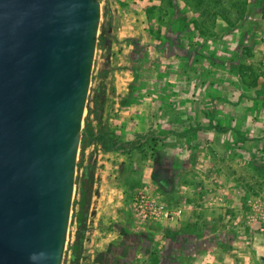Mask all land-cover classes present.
Returning a JSON list of instances; mask_svg holds the SVG:
<instances>
[{
  "label": "rangeland",
  "instance_id": "rangeland-1",
  "mask_svg": "<svg viewBox=\"0 0 264 264\" xmlns=\"http://www.w3.org/2000/svg\"><path fill=\"white\" fill-rule=\"evenodd\" d=\"M99 4L115 68L103 119L119 141L165 138L96 153L79 264H264V0Z\"/></svg>",
  "mask_w": 264,
  "mask_h": 264
},
{
  "label": "water",
  "instance_id": "water-1",
  "mask_svg": "<svg viewBox=\"0 0 264 264\" xmlns=\"http://www.w3.org/2000/svg\"><path fill=\"white\" fill-rule=\"evenodd\" d=\"M99 21L98 0H0V264L62 263L80 138L106 136L82 126Z\"/></svg>",
  "mask_w": 264,
  "mask_h": 264
},
{
  "label": "trees",
  "instance_id": "trees-1",
  "mask_svg": "<svg viewBox=\"0 0 264 264\" xmlns=\"http://www.w3.org/2000/svg\"><path fill=\"white\" fill-rule=\"evenodd\" d=\"M98 1L99 3L101 2V0ZM111 30L112 15L107 4H104L100 7V22L95 46L96 50L103 51L101 55L102 61L99 62L97 71L92 73L90 77V86L86 98L82 126L90 135L105 132L106 136L99 138H86L81 136L80 138L78 158L75 165L76 178L74 180V186L77 184L78 199L71 203V210L76 208L73 214L75 222L74 245L69 247L71 254L67 261L68 264H79V253L86 231V218L92 197V186L96 170V153L116 151L122 155H128L133 150L140 151L145 145L161 141L165 138L163 135L149 134L129 141H119L111 135L107 121L103 119V108L105 106L104 93L107 84L105 80L107 75L115 70V68L109 66L107 61L110 45L108 39L110 38ZM216 129L221 130L220 128ZM183 134L184 132L174 135L181 136ZM106 137L110 138V140L104 139V142H101V139ZM90 147L92 149L86 152ZM84 179H86V186L83 191L81 183ZM70 225L72 224L70 223ZM75 246L77 250L74 249Z\"/></svg>",
  "mask_w": 264,
  "mask_h": 264
},
{
  "label": "built area",
  "instance_id": "built-area-1",
  "mask_svg": "<svg viewBox=\"0 0 264 264\" xmlns=\"http://www.w3.org/2000/svg\"><path fill=\"white\" fill-rule=\"evenodd\" d=\"M159 209H161V207ZM173 212L175 215H178L181 211H180V209H175Z\"/></svg>",
  "mask_w": 264,
  "mask_h": 264
},
{
  "label": "flooded vegetation",
  "instance_id": "flooded-vegetation-1",
  "mask_svg": "<svg viewBox=\"0 0 264 264\" xmlns=\"http://www.w3.org/2000/svg\"><path fill=\"white\" fill-rule=\"evenodd\" d=\"M104 139H106V140H108V141L110 140V138L106 137V138H102V139H101V142H104Z\"/></svg>",
  "mask_w": 264,
  "mask_h": 264
},
{
  "label": "crops",
  "instance_id": "crops-1",
  "mask_svg": "<svg viewBox=\"0 0 264 264\" xmlns=\"http://www.w3.org/2000/svg\"><path fill=\"white\" fill-rule=\"evenodd\" d=\"M123 93H121V96H122Z\"/></svg>",
  "mask_w": 264,
  "mask_h": 264
}]
</instances>
